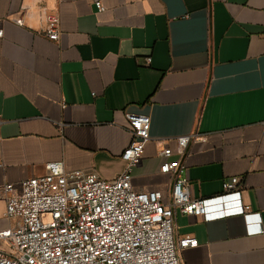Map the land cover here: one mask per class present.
Returning <instances> with one entry per match:
<instances>
[{
  "label": "crops",
  "instance_id": "obj_1",
  "mask_svg": "<svg viewBox=\"0 0 264 264\" xmlns=\"http://www.w3.org/2000/svg\"><path fill=\"white\" fill-rule=\"evenodd\" d=\"M0 29V188L57 161L116 178L133 139L126 112L145 114L134 189L171 202L161 166L179 158L206 201L204 215L177 212L176 236L198 240L183 263L264 264V0H0ZM235 176L242 190L224 193ZM5 214L0 195V230Z\"/></svg>",
  "mask_w": 264,
  "mask_h": 264
},
{
  "label": "built area",
  "instance_id": "obj_2",
  "mask_svg": "<svg viewBox=\"0 0 264 264\" xmlns=\"http://www.w3.org/2000/svg\"><path fill=\"white\" fill-rule=\"evenodd\" d=\"M95 5L99 12L105 10L101 1ZM45 19L46 36L58 41L59 17L47 14ZM15 23L22 26L23 20ZM126 118L133 139L122 154L125 169L116 178L69 170L64 161H57L48 163L42 176L0 188L6 219L11 221L0 230V264H184L181 253L197 247L198 240L176 236L177 212L204 215L206 201L191 197L179 158L161 166L162 173L174 176L171 202L160 191L134 189L131 170L150 140L151 118L128 111ZM190 140L191 136L176 139L181 152ZM160 154L174 155L169 146ZM242 188L237 176L222 183L224 193Z\"/></svg>",
  "mask_w": 264,
  "mask_h": 264
}]
</instances>
